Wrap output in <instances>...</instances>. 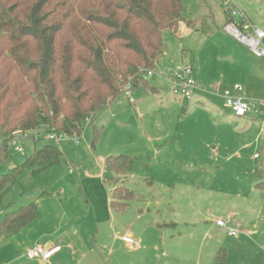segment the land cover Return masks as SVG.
Returning a JSON list of instances; mask_svg holds the SVG:
<instances>
[{"label": "rangeland", "instance_id": "rangeland-1", "mask_svg": "<svg viewBox=\"0 0 264 264\" xmlns=\"http://www.w3.org/2000/svg\"><path fill=\"white\" fill-rule=\"evenodd\" d=\"M212 1L182 0L183 16L194 21L189 29L200 25L203 31L190 35L185 33V27L184 34L178 30L179 37L166 32L165 48L169 54H163L161 60L168 68L156 65L154 74L146 77V85L139 84L130 91L133 101L122 95L111 106L99 109L91 124L78 135L79 143L74 142V137L54 143L62 153L60 163L36 174H32L36 166L21 170L16 182L2 196L0 219L30 202L40 206L43 214L56 215L75 198L81 199L80 187L89 190L86 182L83 187L82 179L99 173L101 158L123 154L132 158L131 170L115 175L104 170L102 180L109 194L113 183L133 191L126 212H113L121 223L116 231L141 234L146 247L140 252L142 258L122 261L125 246L113 243L111 248L119 252L115 255L120 264H264V184L257 185L264 181V113L261 108V114L255 118L235 117L225 104V83L220 77L228 68L219 59L224 53L220 47H230L232 41L222 31L221 10L217 8L219 15L213 25L195 22L207 6L215 12ZM260 1L264 0H238L257 24L264 16V4H257ZM206 28L212 30V37ZM215 41L220 45H214ZM210 51H220L215 54L216 65L212 64ZM176 66H191L204 74L207 79L203 77L201 83L196 77V81L205 86L206 95L201 98L193 93L185 98L175 91L168 77ZM246 96L264 101V97L250 91ZM93 126L99 131L97 135ZM19 143L21 151L9 147L7 160L0 162V174L21 164L48 141L35 140L24 132ZM102 180L99 193L104 187ZM112 200L114 206L120 202L118 198ZM81 205L87 206L84 202ZM218 217H233L238 223L232 219L227 222L238 232L243 230L244 236L227 237L224 228L215 226ZM73 223L74 229L69 227L59 239L69 234L73 244L81 247L79 229ZM168 229L172 236H167ZM98 235L99 232L94 240L90 238L91 243L86 239L90 255L85 264H112L113 259L106 261L110 249L99 251L93 245L92 240ZM98 240L103 242L99 236ZM221 247L226 249L227 257L216 261L214 255ZM85 250L77 249L75 258ZM68 257V264H77V259L72 261L73 254H67L64 260Z\"/></svg>", "mask_w": 264, "mask_h": 264}, {"label": "trees", "instance_id": "trees-1", "mask_svg": "<svg viewBox=\"0 0 264 264\" xmlns=\"http://www.w3.org/2000/svg\"><path fill=\"white\" fill-rule=\"evenodd\" d=\"M182 9V0H0V162L9 156L14 132L43 127L78 137L99 109L126 96L127 84L131 90L146 85L163 53L165 33L179 37L180 25L191 23ZM61 159V151L48 142L0 174V204L21 170L36 166V174ZM104 168L112 175L126 173L132 158L110 155ZM132 196L113 183L112 211L126 212ZM112 198L120 202L114 206ZM38 212L30 202L3 216L0 241ZM226 257L221 247L214 260Z\"/></svg>", "mask_w": 264, "mask_h": 264}, {"label": "crops", "instance_id": "crops-1", "mask_svg": "<svg viewBox=\"0 0 264 264\" xmlns=\"http://www.w3.org/2000/svg\"><path fill=\"white\" fill-rule=\"evenodd\" d=\"M234 1L238 3V4L236 3L238 6L240 5L242 7L241 8L242 10L246 9L245 4L243 3L239 4L238 0H234ZM240 1L243 2L244 0H240ZM212 4L215 8V12L210 11L211 10L210 6H207V8L204 10V14L203 15L200 14V17H198L195 20V22L197 23L205 22L207 24L208 22H211L210 25H213V23L215 22V16L219 15L216 14V10H218L217 8L219 7L214 0L212 1ZM257 4L259 5L264 4V1H260ZM244 13L252 23H254L255 25L257 24L256 22L250 19V17L246 14L245 11ZM220 16L223 24L226 21V16L222 10L220 12ZM193 22L194 21L191 20L192 25ZM188 25L185 23L183 25L182 24L180 25L179 30L181 34H184V31H186V29L187 31L185 33L186 34L190 33V35H192V32L194 31L196 32H198L199 30L203 31L202 28L200 29V25H197L192 30L189 29L190 27ZM256 26L264 31V16L259 20ZM185 27L186 29H184ZM206 29H208L207 33H212L211 29L209 28ZM223 32L232 41L230 47H223V46L220 47V51H224V53L223 56L220 57L219 59L225 62L228 68L227 71H224L225 73L221 72L222 76L220 77V79H222L223 83H225L224 88H230L231 85L238 83L242 86V94L245 97L247 98L253 97V96L250 97L246 96L248 94V91H250L254 96L259 95L264 97V58L254 57L244 44L238 42L227 32L225 31ZM212 35L213 33L211 34L210 37H212ZM214 45H220V43L215 41ZM220 51H214V52L210 51L212 54V64L216 65L215 54ZM163 54L165 55L169 54L165 48V45L162 55ZM162 55L159 58L157 65L160 68L166 69L168 68V66L165 65L167 64L166 62L161 60ZM170 63H172L171 60ZM193 76L195 80L196 77H198L201 83L204 80L203 77L206 78L204 74H201L197 70H193ZM196 83L198 82L196 81ZM201 83L197 84V88L193 90V93L194 95L195 94L199 95L202 98V96L206 95L205 94L206 92L203 89L205 88V86L202 85ZM262 110L264 113V105L262 106ZM248 117L252 118L251 116ZM244 118H246V116ZM104 159L105 158H101L98 161V165L100 167L99 173L86 175L82 179V183H84L83 187L85 188V182H86L89 190L83 191V189H81L80 187L79 195L81 194V199L75 198L74 202H69L67 208L65 209L61 208V211L56 215H53V213H51L50 215L46 213L43 214L41 211V207L38 206V211H39L38 216L34 221L24 226L15 234L8 236L6 240L0 243V264H68L70 258L68 257L66 258V260H64L67 254H71V255L73 254L72 261L77 259V264H85L86 262H88V256L90 255L89 253L90 247L87 245L86 239H88L89 243H91L90 238H93L94 240V237H96L97 232H99L98 236L103 242H100L98 240V236L97 239H95V241L92 240V242L93 245H95L99 251L103 249L105 250V248L107 250L110 249V251H108V257H106L107 262L109 261V259L110 261L113 259L112 264H120L118 258L116 257V255H118L119 252H114L111 248V245L113 243H117L118 245L121 244L125 246L126 255H122L121 257L122 261L126 260V258L128 259L130 258L132 261L134 260V258H139V259L142 258L140 252L146 247L145 246L146 244L143 243V239H140L141 234L136 235L134 232H131L130 230L129 231L126 230L123 233L116 231V227L119 226L121 223L119 217L118 218L113 217V211L109 204L110 194L107 192L108 187L107 184L104 182V180H102L105 174L103 173L105 170ZM101 180L102 182H104L103 183L104 187L102 193H99L98 188L100 186L102 187ZM41 202L43 204V201ZM81 202H84L85 204H87V206L83 207V205H81ZM217 219H222V218L218 217ZM231 219L238 223V221L233 219V217H228L227 220H230L231 222L232 221ZM72 220L76 223V226H78L80 244H82L81 247H77L75 243L73 244V242L68 237L69 234L65 237V239H59L63 234H66L67 229L69 227H73L74 229L75 225ZM56 221L58 222V224H54ZM234 221L233 223H235ZM164 225L166 224L163 223V226ZM55 226L56 229H54ZM65 226L66 228H64ZM215 226L217 229L222 230V227L218 226L216 224V221H215ZM169 228L175 229V227L174 228L169 227ZM101 229H103V232H101ZM209 229H211V227H209ZM30 230H32L31 233L29 235H25L26 232ZM168 230L169 233L167 234V236L168 237L172 236L170 229ZM225 233L224 235L227 234ZM126 234L132 235L134 238H136L138 240L137 245H132L124 242L121 237ZM193 236L194 234L191 237L193 238ZM226 236L230 237L228 235ZM239 236H244L243 230L238 232L237 238H239ZM107 238H111V240L107 241ZM164 238L165 235H163V239ZM34 244H40L45 247L52 245H60L61 249L59 252H57L52 256L53 258L56 257L54 260L52 259V257L47 261L28 259L26 256V252L28 251L27 249ZM83 248H86V250L82 252L78 258H75L74 254L78 252L77 249L80 250Z\"/></svg>", "mask_w": 264, "mask_h": 264}, {"label": "built area", "instance_id": "built-area-1", "mask_svg": "<svg viewBox=\"0 0 264 264\" xmlns=\"http://www.w3.org/2000/svg\"><path fill=\"white\" fill-rule=\"evenodd\" d=\"M218 7L224 12L225 16L229 19L222 25V30L230 34L238 42L244 44L250 53L256 58H264V31L252 23L244 11L234 3L233 0H214ZM152 72L149 71L148 74ZM173 81V89L185 98H190L193 95V90L197 88L196 80L193 76V69L191 66H176L173 69L172 75L168 77ZM124 94L130 96L131 87L127 84L124 87ZM222 97L226 106L230 109L232 115L235 117H257L261 114V108L264 101L255 98H247L242 94V86L238 83L233 84L230 88H225ZM130 102L133 99L129 98ZM33 139H42L51 143L59 142L60 140H67L74 137L75 143L79 142L78 137L70 136L63 131L48 130L39 127L37 129L27 131ZM24 132L16 131L8 140V146L13 147L15 150L21 151L19 143L21 134ZM70 172L71 169H69ZM216 224L226 230L227 235L236 236L238 231L233 224H229L224 219H217ZM237 224V223H235ZM122 240L128 244L137 245L138 240L132 235H123ZM61 247L59 245H52L45 247L40 244H35L27 252L28 259L38 258L42 261L49 260L54 254L59 252Z\"/></svg>", "mask_w": 264, "mask_h": 264}]
</instances>
